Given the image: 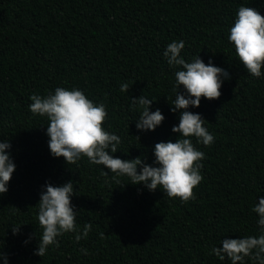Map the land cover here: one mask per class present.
Returning a JSON list of instances; mask_svg holds the SVG:
<instances>
[{"label": "trees", "instance_id": "16d2710c", "mask_svg": "<svg viewBox=\"0 0 264 264\" xmlns=\"http://www.w3.org/2000/svg\"><path fill=\"white\" fill-rule=\"evenodd\" d=\"M242 4L264 16V0H0V140H9L16 165L0 194V251L9 264H230L211 248L222 239L258 235L251 209L264 196V76H251L227 40ZM173 40L185 42L186 61L211 58L230 75L220 97H201L199 107L188 109L201 114L214 136L210 146L192 140L205 154L195 199L148 191L107 168L102 175L103 166L87 157L66 164L50 154L48 119L33 115L29 97L78 88L105 105L102 126L121 138L112 155L151 165L154 145L177 138L171 129L179 112L169 104L175 69L163 56ZM124 83L127 92L120 90ZM142 94L155 100L150 111L159 108L165 117L153 131L135 127L139 111L130 98ZM69 180L76 223L81 229L90 223L91 230L79 243L74 233L61 235L39 257L42 186Z\"/></svg>", "mask_w": 264, "mask_h": 264}, {"label": "clouds", "instance_id": "9594fccd", "mask_svg": "<svg viewBox=\"0 0 264 264\" xmlns=\"http://www.w3.org/2000/svg\"><path fill=\"white\" fill-rule=\"evenodd\" d=\"M227 40L238 61L251 76H264V16L257 8L239 6ZM184 48L183 40H173L163 52L168 66L175 69L172 84L175 98L169 104L174 106L170 107V111L179 112V122L171 129L177 134L174 142L161 141L154 145L155 159L151 165L141 157L122 160L112 155L118 152L121 138L102 126L107 117L105 105L93 102L78 88L56 87L44 96L32 94L29 97L32 101L29 110L33 115L48 119L46 135L49 137L50 154L54 158L63 157L66 164H77L82 156L87 157L89 164L103 166L102 175H109L104 170L107 168L116 177L126 176L131 184H141L148 191L160 189L169 198L178 197L181 202L195 199L193 189L203 179L201 161L205 154L194 146L192 140L195 138L196 144L210 146L214 136L204 126L201 114L188 109L199 107L201 97L209 100L220 97V89L230 75L224 68L215 66L211 58L205 63L197 55L186 61L181 55ZM181 86L183 92L179 91ZM120 90L127 92L129 85L121 84ZM130 100L131 107L139 111L135 120L138 132L153 131L162 124L165 117L161 110L150 111L155 100L143 94ZM10 149L8 139L0 140V194L8 191V183L16 168ZM75 194L72 180L58 186L51 183L42 186L36 206L37 219L43 231L34 250L35 255L45 256L50 246H58L57 238L65 233H74L77 243L87 238L91 224L86 223L81 229L76 223L77 211L71 203ZM251 211L257 214L258 235L220 240L221 247L211 248V253L220 261L227 258L230 264H246L248 258L253 264H264V196L258 202L256 200ZM20 226L11 227L13 235L20 232ZM103 236L104 233H100V237ZM81 252L86 255L87 249L82 248ZM0 261L9 264L7 255L2 251Z\"/></svg>", "mask_w": 264, "mask_h": 264}]
</instances>
